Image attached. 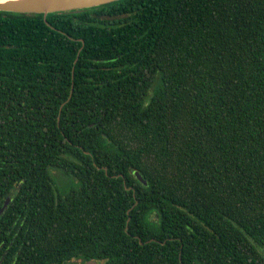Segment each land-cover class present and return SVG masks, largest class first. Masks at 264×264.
Returning a JSON list of instances; mask_svg holds the SVG:
<instances>
[{"label":"trees","instance_id":"trees-1","mask_svg":"<svg viewBox=\"0 0 264 264\" xmlns=\"http://www.w3.org/2000/svg\"><path fill=\"white\" fill-rule=\"evenodd\" d=\"M9 196L0 264H264V0L0 11Z\"/></svg>","mask_w":264,"mask_h":264},{"label":"water","instance_id":"water-1","mask_svg":"<svg viewBox=\"0 0 264 264\" xmlns=\"http://www.w3.org/2000/svg\"><path fill=\"white\" fill-rule=\"evenodd\" d=\"M121 1V0H8L0 2L1 12H11L28 15H43L47 19L49 14L60 12H79L86 9L103 7L105 5ZM135 176L144 184L137 171L134 172ZM12 196H9L0 209V216L5 212ZM85 264H98L96 260L87 261Z\"/></svg>","mask_w":264,"mask_h":264},{"label":"flooded vegetation","instance_id":"flooded-vegetation-1","mask_svg":"<svg viewBox=\"0 0 264 264\" xmlns=\"http://www.w3.org/2000/svg\"><path fill=\"white\" fill-rule=\"evenodd\" d=\"M81 261V260H80ZM98 262V264H103V263H101V262H99V261H97ZM72 263H75V261L74 262H72ZM72 263H69V264H72ZM86 262L84 261V262H80V263H78V264H85Z\"/></svg>","mask_w":264,"mask_h":264},{"label":"rangeland","instance_id":"rangeland-1","mask_svg":"<svg viewBox=\"0 0 264 264\" xmlns=\"http://www.w3.org/2000/svg\"><path fill=\"white\" fill-rule=\"evenodd\" d=\"M139 175H140V173H139ZM140 177L142 178V176L140 175ZM142 180H143V178H142ZM81 261L80 260H78V261H75V263H80ZM75 263H72V264H75Z\"/></svg>","mask_w":264,"mask_h":264},{"label":"bare ground","instance_id":"bare-ground-1","mask_svg":"<svg viewBox=\"0 0 264 264\" xmlns=\"http://www.w3.org/2000/svg\"><path fill=\"white\" fill-rule=\"evenodd\" d=\"M4 1H8V0H0V2H4Z\"/></svg>","mask_w":264,"mask_h":264}]
</instances>
